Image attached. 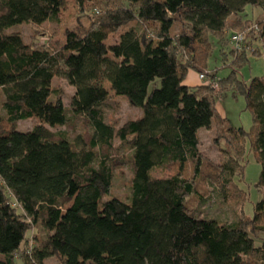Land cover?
<instances>
[{
    "label": "trees",
    "instance_id": "obj_1",
    "mask_svg": "<svg viewBox=\"0 0 264 264\" xmlns=\"http://www.w3.org/2000/svg\"><path fill=\"white\" fill-rule=\"evenodd\" d=\"M86 1L90 26L66 31L64 43L51 47L49 39L26 43L7 31L58 23L65 0H0V264H46L51 257L63 264H264V219L247 218L242 208L241 218L221 225L185 206L204 163L198 131L214 124L213 143L230 148L226 162L213 167L214 180L242 176L249 141L261 168L256 187L264 188V77L248 85L232 71L217 80L222 92L244 98L252 134L218 114L219 93L209 82L185 85L190 71L216 82L208 68L213 39L232 45L233 66L248 62L247 53L261 55L236 51L233 34L259 41L264 57V0H77L79 8ZM248 6L263 17L243 19ZM56 78L74 89L67 109L52 86ZM104 81L139 111L118 129L105 122L111 99ZM71 117L87 125L88 140L50 131ZM27 120L37 123L18 130ZM124 147L128 199L104 200L117 166L110 153ZM168 167L175 173L152 175ZM261 212L264 199L254 206ZM33 228L44 235L28 238Z\"/></svg>",
    "mask_w": 264,
    "mask_h": 264
},
{
    "label": "rangeland",
    "instance_id": "obj_2",
    "mask_svg": "<svg viewBox=\"0 0 264 264\" xmlns=\"http://www.w3.org/2000/svg\"><path fill=\"white\" fill-rule=\"evenodd\" d=\"M91 4L89 1H86L82 5L83 7L79 8L77 0H65V7L60 13L58 23L47 22L38 28L30 24H23L14 26L7 32L20 34L26 43L35 42L43 44L49 39L51 47L54 44L59 46L64 43L66 31L82 28L87 29L90 26L92 22L90 18ZM242 17L246 21L256 22L263 17V12L259 8L248 6ZM131 26H133V23L123 27L116 34L109 36L105 42L106 45L109 46L116 43L120 34ZM212 42V53L208 61V68L211 74L215 75L216 82L213 79L210 80V76L206 80L200 81L198 75L190 71L185 79V85L193 88L204 82H209L214 88V91L217 94L219 93V100L217 101L218 107H216L218 114L222 112L230 127L235 129L241 128L245 133L252 134V116L246 108L244 98L240 95H233L231 91L222 92L221 86L217 84V80L226 79L232 71H236L238 80L248 85L254 78H263L264 57L262 55V49L259 46L260 42L256 40L251 43L245 42L246 44L244 43L241 50L236 48V51L249 50V52L252 48L253 50H258L261 54L253 55L247 53L248 62L241 64L239 67L232 65L233 57L230 54V51L233 49L232 45L222 46L215 39ZM222 51L225 52V56L222 55ZM234 55L236 56L237 54L234 53ZM52 86L60 93L61 100L67 109L74 93L73 87L66 81L58 78L54 79ZM104 87L107 89L111 99L104 113L107 124L118 129L127 120L139 115V111L132 108L125 98H116L114 96L107 81H104ZM70 120L66 126H57L49 129L55 133H66L73 140L79 137L88 140L90 130L84 121L75 117H71ZM36 123L35 120L22 121L17 124V128L20 131H28ZM217 129L216 124H214L211 130L201 129L198 131L197 136L200 140V151L204 157V163L202 172L194 183L195 194L185 199V206L188 212L197 217L215 219L221 225L229 224L237 218H241L243 216L242 208L247 218L264 219V212L254 214V206L264 199V188L258 189L256 187L261 168L250 150L249 141L245 145V161L242 176L237 174L231 177L229 174L223 173L218 180H214L212 175L214 171L213 167L225 163L227 160L225 153L226 151H230V148L223 141H219L218 146L213 143L217 135ZM120 145L121 143L118 139L112 141L114 148H118ZM129 154V150L126 147L110 153V157L117 163V166L114 170L111 192L109 196L103 197L104 200L110 199L111 197H116L123 201L128 199L130 180L132 177ZM174 173L175 167L155 168L152 170V175L155 177H166ZM240 176L241 178H239ZM238 190L244 193L240 194ZM245 194L247 196L246 200ZM32 235L42 236L44 235V231L41 228H33L27 237L30 238ZM18 264H20V261ZM46 264L63 263L58 257H51L46 260Z\"/></svg>",
    "mask_w": 264,
    "mask_h": 264
},
{
    "label": "built area",
    "instance_id": "obj_3",
    "mask_svg": "<svg viewBox=\"0 0 264 264\" xmlns=\"http://www.w3.org/2000/svg\"><path fill=\"white\" fill-rule=\"evenodd\" d=\"M231 41L234 43L235 47L238 50H241L245 43L244 35L243 34H233L231 36ZM199 79L204 80V76L200 75Z\"/></svg>",
    "mask_w": 264,
    "mask_h": 264
},
{
    "label": "crops",
    "instance_id": "obj_4",
    "mask_svg": "<svg viewBox=\"0 0 264 264\" xmlns=\"http://www.w3.org/2000/svg\"><path fill=\"white\" fill-rule=\"evenodd\" d=\"M216 107H218V103L216 104ZM217 109H218V108H217ZM219 115H220L222 118H225L224 115L222 114V112H220Z\"/></svg>",
    "mask_w": 264,
    "mask_h": 264
}]
</instances>
